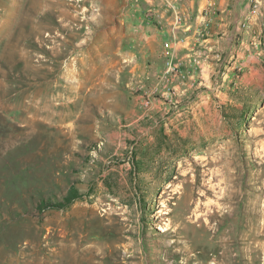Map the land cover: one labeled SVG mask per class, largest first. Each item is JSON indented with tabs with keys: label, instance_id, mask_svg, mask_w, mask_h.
<instances>
[{
	"label": "rangeland",
	"instance_id": "obj_1",
	"mask_svg": "<svg viewBox=\"0 0 264 264\" xmlns=\"http://www.w3.org/2000/svg\"><path fill=\"white\" fill-rule=\"evenodd\" d=\"M96 3L0 0V264H264V15L184 59L161 40L155 75L62 78L37 50Z\"/></svg>",
	"mask_w": 264,
	"mask_h": 264
},
{
	"label": "crops",
	"instance_id": "obj_2",
	"mask_svg": "<svg viewBox=\"0 0 264 264\" xmlns=\"http://www.w3.org/2000/svg\"><path fill=\"white\" fill-rule=\"evenodd\" d=\"M95 1L94 7L86 6L95 10L99 25L93 35L84 29L91 19L86 22L67 11L61 19L83 29L86 36L51 39L46 42V52L37 50L39 55L61 62L62 78L155 75L161 71L165 53L161 40H169L172 56L184 59L191 46L211 47L215 39L232 37L244 15L249 14V24L257 22L256 13L264 15V0ZM260 24H264L263 17Z\"/></svg>",
	"mask_w": 264,
	"mask_h": 264
},
{
	"label": "trees",
	"instance_id": "obj_3",
	"mask_svg": "<svg viewBox=\"0 0 264 264\" xmlns=\"http://www.w3.org/2000/svg\"><path fill=\"white\" fill-rule=\"evenodd\" d=\"M134 164L141 171H144L148 167L142 158L136 161ZM14 184L16 187H18V190L20 185L16 183ZM43 190V188H39L37 189L36 193H30V197L35 201V206L40 214L46 211L68 209L74 204L75 201L82 199L85 194L75 183H70L67 189H60L59 193H46ZM17 193L21 194L22 189L20 188L16 193L12 191L11 196L14 198ZM38 195H40V197H38ZM23 201L25 202L24 208L28 210L29 204L27 200L23 199Z\"/></svg>",
	"mask_w": 264,
	"mask_h": 264
},
{
	"label": "built area",
	"instance_id": "obj_4",
	"mask_svg": "<svg viewBox=\"0 0 264 264\" xmlns=\"http://www.w3.org/2000/svg\"><path fill=\"white\" fill-rule=\"evenodd\" d=\"M165 46H166L167 48H169V47H171V43L168 41V42L165 43Z\"/></svg>",
	"mask_w": 264,
	"mask_h": 264
},
{
	"label": "bare ground",
	"instance_id": "obj_5",
	"mask_svg": "<svg viewBox=\"0 0 264 264\" xmlns=\"http://www.w3.org/2000/svg\"><path fill=\"white\" fill-rule=\"evenodd\" d=\"M226 189V188H225ZM224 195V194H223ZM224 202V201H223ZM221 207V206H220ZM237 254V253H236ZM238 255V254H237ZM229 258V257H228Z\"/></svg>",
	"mask_w": 264,
	"mask_h": 264
}]
</instances>
